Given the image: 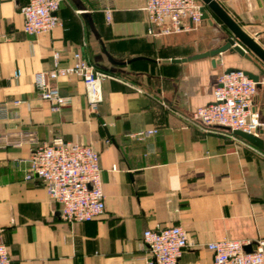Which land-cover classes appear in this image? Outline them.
I'll use <instances>...</instances> for the list:
<instances>
[{"label": "crops", "instance_id": "crops-1", "mask_svg": "<svg viewBox=\"0 0 264 264\" xmlns=\"http://www.w3.org/2000/svg\"><path fill=\"white\" fill-rule=\"evenodd\" d=\"M215 1L264 49V0ZM28 2L0 0V103L9 108L0 121V241L11 264H145L140 241L155 226L189 234L178 264H211L210 242L264 239V151L191 118L213 102L227 69L258 74L229 52L191 58L229 36L215 16L207 10L209 19L192 31L152 37L145 0H63L62 27L31 36L20 14ZM55 51L61 67L80 52L109 76L95 112L76 77L56 83L71 100L59 113L38 98L34 74L52 68ZM251 111L264 121V84ZM149 128L158 134L130 137ZM55 138L99 154L105 209L91 222H62L44 185L23 181L31 153Z\"/></svg>", "mask_w": 264, "mask_h": 264}, {"label": "built area", "instance_id": "built-area-1", "mask_svg": "<svg viewBox=\"0 0 264 264\" xmlns=\"http://www.w3.org/2000/svg\"><path fill=\"white\" fill-rule=\"evenodd\" d=\"M62 1L29 0L20 8L23 33L37 36L62 27L58 16ZM144 13L147 34L152 37L187 33L202 21L199 0H145ZM105 16L109 20L110 11H105ZM59 59V53L53 52L52 68L34 74L38 98L49 103L51 112L59 113L71 100L60 94L56 83L76 77L85 88L90 111L95 112L102 101L101 84L109 76L97 70L80 52L73 53L72 63L66 67L60 66ZM19 76V72L14 74L15 78ZM258 83L264 84V79ZM256 93L257 82L243 71L223 72L213 89V102L196 109L191 118L205 127L218 126L259 137V130L264 132V121L251 111ZM22 103L14 101L12 104ZM8 114V104L0 103V121L6 120ZM157 134V129L149 128L130 137L143 142ZM26 163L23 181L44 185L49 198L60 207L62 222L69 225L91 222L104 212L99 154L91 147L55 138L37 147ZM189 246V234L179 226L146 229L140 241V247L148 252L145 264H178L182 252ZM246 246L251 247V252L244 251ZM206 247L212 254L211 264H264L263 238L255 241L222 239ZM0 264H11L8 249L1 241Z\"/></svg>", "mask_w": 264, "mask_h": 264}, {"label": "water", "instance_id": "water-1", "mask_svg": "<svg viewBox=\"0 0 264 264\" xmlns=\"http://www.w3.org/2000/svg\"><path fill=\"white\" fill-rule=\"evenodd\" d=\"M202 3L201 19L208 20L209 14L207 10L215 16V18L227 29L228 37L223 41V44L215 49L204 52L202 54L191 57L193 60L201 58H216L225 52L237 54L239 57L249 61L258 71V74H253L248 71H243L244 74L254 82H257V88L260 77H264V49L255 40L250 37L240 26L221 8L215 0H199ZM110 60V59H109ZM111 61V60H110ZM177 62V61H176ZM237 69L229 68L225 72H231ZM263 130H259V137L246 134L240 131H234V134L245 140L247 143L255 146L260 151H264ZM246 253L251 252V247H244Z\"/></svg>", "mask_w": 264, "mask_h": 264}]
</instances>
